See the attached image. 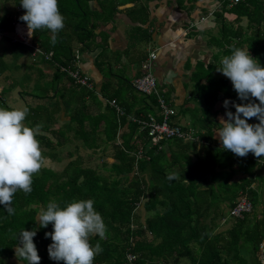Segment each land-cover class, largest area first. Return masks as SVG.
Here are the masks:
<instances>
[{
  "label": "trees",
  "instance_id": "trees-1",
  "mask_svg": "<svg viewBox=\"0 0 264 264\" xmlns=\"http://www.w3.org/2000/svg\"><path fill=\"white\" fill-rule=\"evenodd\" d=\"M8 1L20 8V17L25 14L21 0ZM219 1L221 9L216 12V19L220 22L222 45L217 46L213 61L207 66L200 63L192 76L195 89L191 96L203 103L192 131L194 141L170 139L150 147L147 133L139 131L132 119L157 116V96L136 92L126 79L122 78L127 86L123 93L106 94L108 97L101 93L108 102L95 114L89 112L88 101L101 107L103 99L94 89L77 85L58 67L49 83L37 81L36 93L30 94L36 99V107L25 106V124L39 126L37 139L43 155L61 164V169L45 166L33 177L30 194L18 191L12 203L14 215H8L4 205H0V264H27L15 255L19 241L14 237L24 229L37 232L34 243L41 264H62L49 258L52 241L46 233L53 230L52 225L41 228L36 216L50 201L64 207L87 199L94 201L107 227L106 240L98 236L90 240L93 246L99 242L103 249L94 264H179L184 258L191 264H261L258 253L264 244L263 218L250 222V213L241 219L231 218L233 224L226 231L213 234V230L222 206L230 211L241 196L248 195L252 203L255 191L250 186L264 178V157L258 159L251 153L237 157L213 142V132L222 128L216 119L218 105H224L225 100L232 102L223 110L227 120L226 112L235 113V104L253 102L241 101L231 81L222 73L217 78L215 73L221 66L220 56L231 55L233 46L248 49L264 67V0H241L231 7L224 0ZM83 2L59 0V8L65 17L64 28H70L77 43L88 48L94 26L90 28L91 15L83 10ZM225 15L235 16L234 21L227 22ZM12 24L8 16L0 14L3 31L8 32ZM49 34L48 30L33 34L36 48L52 54L48 62L73 69L76 55L61 35L53 47L41 43L51 41ZM16 48L18 56L33 52L32 47L18 43ZM3 72L0 70V75ZM61 85L64 88L59 89ZM160 95L167 102L165 94ZM54 99L57 101L51 104L49 100ZM112 100L121 113L109 105ZM64 104L70 106L69 110L64 109L69 126L59 128L57 114ZM3 105L0 100V108L9 109ZM258 122L255 118L248 120L250 124ZM60 148L66 149L67 155L61 156ZM82 149L88 153L84 155ZM107 150L111 164L103 161ZM99 152L103 155L101 167L89 165ZM169 175L178 178L170 180ZM236 175L243 177L235 180ZM146 197L148 201L141 207ZM127 255L134 256V261L129 262Z\"/></svg>",
  "mask_w": 264,
  "mask_h": 264
},
{
  "label": "crops",
  "instance_id": "crops-1",
  "mask_svg": "<svg viewBox=\"0 0 264 264\" xmlns=\"http://www.w3.org/2000/svg\"><path fill=\"white\" fill-rule=\"evenodd\" d=\"M0 6V14L8 16L11 22L14 16L20 17L21 10L17 13L20 8L12 2L0 0ZM82 6L83 10L91 15L90 28L94 26L93 38L88 43V48L77 43L70 28H64L57 36L66 38L65 44L74 50L80 72L90 78L93 89L100 98L101 93L112 95L114 92L120 94L124 91L127 86L122 78L131 83L141 76L142 64L154 53L156 59L153 61V74L157 81V90L165 94L167 103L175 110L173 122L183 129L194 132L203 103L199 98L191 96L195 89L192 76L200 63L207 66L213 61L218 52L217 46L222 45V41L219 43L220 22L216 19V12L221 9L220 1L84 0ZM224 17L227 22L235 19L233 15ZM245 23L243 20L242 25ZM10 29L8 32L5 31L6 36L0 37L8 43V47L0 46V70H4L0 75V100L4 104L2 107L13 109L14 107L9 104L11 101L14 104L17 96L23 102V109L26 105L36 107V99L30 94L36 93L37 81L41 83L51 81L57 66L52 64L53 61L39 59L41 56L33 57L32 52L31 55L18 56L17 43L10 41ZM49 37L52 38V34H49ZM41 43L46 47H53L49 40ZM32 44L36 48V43ZM215 76L219 78L223 75L216 72ZM62 87L63 85L59 86V89ZM11 90H15L17 96L11 93ZM56 101L49 100L51 104ZM103 102L104 104L99 107L88 101L89 112L98 113L108 100L104 98ZM64 109L69 110L70 106L64 104L60 108L56 127L69 126V117L64 114ZM216 110L217 121L220 123L221 117L226 120L224 106L220 104ZM150 113H155V110ZM180 117L186 121L184 125L180 123ZM219 130H214L213 142L222 147L218 138ZM58 151L63 157L67 155L66 149L60 148ZM108 153L105 152L106 155ZM45 158L46 166L56 170V165L59 164L51 161L48 156ZM242 177L236 175L235 180ZM257 181L260 184L258 190L262 194L264 206V178L252 183L250 189H257L259 185ZM217 215L213 234L226 231L233 224L227 208L222 206ZM262 218L264 219L263 214L256 218L252 214L248 216L250 222ZM179 264L191 263L184 258L179 260Z\"/></svg>",
  "mask_w": 264,
  "mask_h": 264
},
{
  "label": "clouds",
  "instance_id": "clouds-1",
  "mask_svg": "<svg viewBox=\"0 0 264 264\" xmlns=\"http://www.w3.org/2000/svg\"><path fill=\"white\" fill-rule=\"evenodd\" d=\"M25 14L19 19L27 25L29 38L37 30H48L52 34L51 43L56 44V36L65 27V17L61 14L59 0H21ZM38 51V50H37ZM217 72L228 78L241 101L253 102L235 104V113L227 111V120L220 118L218 138L223 149L237 157H264V67L249 53L248 49L232 47L231 55L223 56ZM254 101H259L255 103ZM232 102L224 101L229 108ZM27 111L20 108L11 110L0 108V205H4L8 215H14L13 198L18 191L32 192L33 177L46 166L37 136L39 126L25 124ZM243 117V118H242ZM255 118L259 122L248 123ZM168 179L178 178L169 175ZM187 181V180H186ZM188 182V181H187ZM41 228L52 225L46 233L52 243L48 247L49 258L62 264H94L103 249L99 242L92 245V237L107 239V227L102 215L95 209L92 199L67 203L61 207L50 201L36 216ZM35 230H22L19 244L15 248L18 260L27 264H41L34 237Z\"/></svg>",
  "mask_w": 264,
  "mask_h": 264
},
{
  "label": "built area",
  "instance_id": "built-area-1",
  "mask_svg": "<svg viewBox=\"0 0 264 264\" xmlns=\"http://www.w3.org/2000/svg\"><path fill=\"white\" fill-rule=\"evenodd\" d=\"M228 3L229 7L239 3L241 0H224ZM20 12V9H18ZM18 15L14 16L13 24L10 33V41L12 43L22 44L33 48V57L41 56L44 61H51V53L42 51L39 48H34L33 36L31 38L27 35V25L22 22ZM5 31L0 28V37L6 36ZM38 50V51H37ZM156 59L154 53L150 54L148 59L142 64V74L141 76L135 78L132 81V86L136 92L142 95L155 94L157 96V116L148 115L146 120L142 119H132L139 126V131L146 132L149 138V146L155 147L159 145L161 141L170 139H180L185 141L196 140L192 131H185L179 125L172 123V118L175 115V110L165 101L164 97L160 95L157 90V81L153 74V61ZM56 66L61 72L68 75L74 82L80 87H84L89 91L93 90V85L90 78L82 74L77 65L70 69L68 67ZM109 105L114 107L117 112L121 113L120 107L116 104L114 100L109 101ZM260 162V161H259ZM264 163V162H261ZM253 211V205L246 196H241L236 202L234 207L229 211V215L234 219H241L244 215L250 214ZM150 235V233H149ZM259 259L261 264H264V244L259 246ZM129 262H133L135 257L132 255H127ZM169 264V263H163Z\"/></svg>",
  "mask_w": 264,
  "mask_h": 264
},
{
  "label": "rangeland",
  "instance_id": "rangeland-1",
  "mask_svg": "<svg viewBox=\"0 0 264 264\" xmlns=\"http://www.w3.org/2000/svg\"><path fill=\"white\" fill-rule=\"evenodd\" d=\"M63 39H64V43H65L67 40H66L65 37H63ZM0 46L8 47V43L5 40L0 39ZM73 52H74V50H73ZM36 58H39V57L37 56ZM39 59H41V58H39ZM11 93H13V94L16 95L15 90H11ZM15 99H16V100H14V104L15 105L11 101V104H9V106H13L14 108L23 109V102H22V100L18 96ZM179 121L183 125L186 122L184 119H182V117L179 118ZM107 152L110 153L109 150H107ZM81 153H83L85 155L88 152L82 149ZM109 153L107 155H105V158L103 159V161H106L107 163L111 164L113 162V160L110 158ZM102 156L103 155L100 152L98 154H95L92 157V159L89 161L88 164L91 165V166H97L98 165V167H101L100 164L102 163V160H101V157ZM56 166H57L56 167L57 169H60L61 168V164L60 165H56ZM258 184H259V182H258ZM259 186H260V184L257 185V189L254 190L255 192H254V194H253V196L251 198V201L253 203L252 216L255 217V218L258 217V216H260V215H262V214L264 215V206H263V202H262V194H261L260 190H258Z\"/></svg>",
  "mask_w": 264,
  "mask_h": 264
},
{
  "label": "water",
  "instance_id": "water-1",
  "mask_svg": "<svg viewBox=\"0 0 264 264\" xmlns=\"http://www.w3.org/2000/svg\"><path fill=\"white\" fill-rule=\"evenodd\" d=\"M263 14H264V10H263ZM148 201V197H146L144 200L141 201L140 206L143 207L144 204Z\"/></svg>",
  "mask_w": 264,
  "mask_h": 264
}]
</instances>
